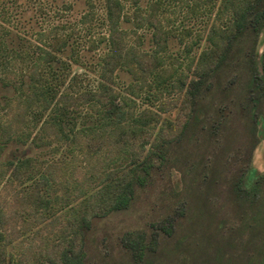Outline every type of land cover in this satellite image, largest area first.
Returning a JSON list of instances; mask_svg holds the SVG:
<instances>
[{
  "label": "rangeland",
  "instance_id": "374dc122",
  "mask_svg": "<svg viewBox=\"0 0 264 264\" xmlns=\"http://www.w3.org/2000/svg\"><path fill=\"white\" fill-rule=\"evenodd\" d=\"M160 1L167 46L147 74L141 68L155 54L154 29L145 19L138 26L137 4L123 0L129 21L122 17L120 28L129 53L111 73L121 108L108 117L87 109L80 102L87 96L78 95L101 80L105 0H0L6 264H264V24L250 25L229 45L219 38L199 78L201 52L211 47L208 32L230 22V0ZM151 2L139 0V12ZM54 33L72 35L65 47H46L60 59L45 74L56 100L32 105L19 131L15 112L26 108L19 104L24 83L43 40ZM220 50H227L224 61ZM124 96L136 100V113L155 110L159 121L134 131L138 123ZM49 117L65 118L58 119L62 128L45 124ZM6 126L12 141L3 144ZM18 159L27 163L22 176L7 166ZM133 168L125 207H86L88 196ZM42 196L50 199L46 206Z\"/></svg>",
  "mask_w": 264,
  "mask_h": 264
},
{
  "label": "trees",
  "instance_id": "16d2710c",
  "mask_svg": "<svg viewBox=\"0 0 264 264\" xmlns=\"http://www.w3.org/2000/svg\"><path fill=\"white\" fill-rule=\"evenodd\" d=\"M150 8L145 12L141 11L142 7L139 4V0H133L137 5V11L135 12L136 23L138 22V26H142L145 22L151 28L154 29L152 33L153 40L156 44L155 54L151 56V60L146 63V67L141 68L144 73H150L152 71L151 63H156L160 59L161 56L157 55L160 51L166 50V43L168 37V31L164 28V21L162 18L157 17V13L161 8L160 0H151ZM264 5V0H230V8L233 10V15L231 20L223 27L217 28V26H213L208 32L207 38L211 42V47L204 49L201 52V56L198 62V65L195 70L196 76L199 78L204 76L205 67L204 64L207 59L212 57V55L217 51L219 45H221L219 38L224 39L225 45L231 44L235 39L239 38L248 27H253V30L256 28H260L264 24V9L260 10L259 8ZM125 5L123 0H105V13H106V21L108 24L109 33L107 37H105L108 48L104 53V56L101 60V72L100 78L98 81L97 88L95 89H86L79 92V96H84L86 99L80 101L81 104H85L86 108L92 110L95 113H102L108 117L112 116L113 113H117L120 110V104L118 103L120 91L115 89L114 87V77L112 72L116 69V67L120 64L122 58H124L129 50L125 48V44L123 42L124 35L127 33L125 29L120 28V20L122 17L126 18L129 21V17L125 12ZM142 14H145L146 17H143ZM141 20V21H139ZM221 33L218 36V32ZM72 38L70 33H63L62 35L54 33L47 37V40H43L45 47H40L39 55L32 63V67L29 68V80L24 83V91L27 93L21 96L19 104L22 103L26 108L22 111L15 112L16 123H18L17 130L21 131L23 129L24 124H28L27 122L30 120L28 118L29 109L32 105H35L36 102H40L49 107V105L56 100L58 90L55 85L51 84L48 77L45 75L46 72L50 70L52 72L53 63L60 61V59L55 55L53 48L55 45H61V47H65L68 45L69 39ZM223 47V50L225 48ZM50 46L52 50H48L46 48ZM58 53L63 51L64 49H58ZM223 50L219 52L218 61H224L226 58L227 50L224 54ZM144 56L150 55L147 51L142 53ZM141 55L137 54L136 57L139 58ZM257 81V77H253V83ZM200 83V82H198ZM197 86V84H196ZM62 97L67 98L70 97L68 94H64ZM126 101V105L130 106L129 114H132L133 120L138 123V127L134 129V131H140L147 126V124H151L152 122H158V115L155 110L144 109L139 114L134 110L135 99L131 97L124 96ZM19 106V105H18ZM18 108V107H17ZM105 111V109H107ZM33 118V117H32ZM58 119L65 120V118L59 117ZM56 117H49V119H45L46 123L56 122L53 125H57L62 128V123ZM110 121H106L109 123ZM25 127V126H24ZM3 128V144H7L12 141V131ZM73 130V129H71ZM81 130L93 133L97 129L91 127H83ZM47 132V130H46ZM26 161L18 159L15 161H7V166L13 169L14 173L22 176L24 171L23 168L26 166ZM137 165L140 164L139 170H142V160L137 161ZM136 168H133L131 171L124 173H119L110 180L108 183L104 185V189L95 194H91L86 198L88 209L96 210H114L125 207L128 204V194L129 190L131 191V172L135 171ZM129 185V186H128ZM43 198L39 199L41 205H47L50 201L49 198L42 196ZM39 198V197H37ZM36 198V200H37ZM67 199V197H66ZM61 202H66L65 197H61ZM45 205V206H46ZM3 235V234H2ZM0 233V236H2ZM8 259H6L4 248L0 244V264H6ZM10 261V260H9Z\"/></svg>",
  "mask_w": 264,
  "mask_h": 264
}]
</instances>
